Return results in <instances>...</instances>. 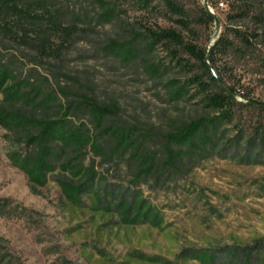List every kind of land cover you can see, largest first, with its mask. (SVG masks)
I'll return each instance as SVG.
<instances>
[{"label":"rangeland","instance_id":"rangeland-1","mask_svg":"<svg viewBox=\"0 0 264 264\" xmlns=\"http://www.w3.org/2000/svg\"><path fill=\"white\" fill-rule=\"evenodd\" d=\"M103 1L117 11L109 24L98 23L95 0H47L71 33H52L47 54L0 37V61L60 102L75 104L85 97L115 105L118 114L106 125L149 134L145 145L155 150L176 126L212 115L195 85L190 98L172 100L168 82L199 76L208 93L216 87L181 47L157 45L148 61L166 69L151 77L139 60L124 63L106 46L134 33L172 30L184 44L209 51L225 36L232 47L211 69L218 85L234 91L231 121L222 125L215 154L160 179L142 176L133 183L135 170L126 157L106 161L88 149L83 166L91 168L95 181L79 206L69 205L58 186L79 180L59 169L33 194L13 162L31 146L21 134L0 127V256L10 257L11 264H264V110L256 105L264 104V26L255 22L257 16L264 19V0H170L182 16L160 0L145 8L127 0ZM80 122L97 133L85 113ZM97 140L110 143L106 136ZM71 157L65 151L60 162ZM139 203L148 221L140 215L132 223ZM151 214L158 224L149 222Z\"/></svg>","mask_w":264,"mask_h":264},{"label":"trees","instance_id":"trees-1","mask_svg":"<svg viewBox=\"0 0 264 264\" xmlns=\"http://www.w3.org/2000/svg\"><path fill=\"white\" fill-rule=\"evenodd\" d=\"M95 1L100 11L97 15L98 23L109 24L116 19L117 11L114 7H110L103 0ZM127 1L145 8L151 0ZM160 1L169 11L183 15L170 0ZM240 2L246 4L250 3V0ZM204 15L212 21L211 15L205 11ZM62 18L63 15L51 13L47 0H0V37L19 45L35 46L40 53L47 54L52 33H71L70 29L62 28ZM255 22L264 26L263 18L257 16ZM237 39L244 45L248 44L244 35L239 34ZM159 44L181 47L187 55L199 61L217 91L208 93V83L201 81L199 76H193L187 83L168 82V96L172 100L190 98L191 86L195 85L196 93L201 94L200 101L210 109L212 115L201 116L176 126L172 132L161 136V143L155 150L145 145L150 141L149 134L138 133L134 127L106 125L110 118L118 114L115 105L103 106L85 97L75 104L68 100L60 102L52 92L45 90L42 84H34L28 78H20L13 69L0 61V127L8 132L21 134L31 146L30 152L17 155L13 162L27 178L33 194L37 193L38 188L45 186L48 175L59 169L79 180L75 183L58 182L62 198L71 206H79L81 197L95 181L91 168L83 166L88 149L106 161L126 157L132 162L135 170L133 183H137L142 176L160 179L164 173L171 175L185 171L187 162L204 160L218 151L217 148L223 139L219 138L222 135V125L232 118L230 106L233 104L234 91L230 87L224 90L218 85L211 67L214 66L218 55L225 56L228 53L232 42L221 36L207 51L184 44L175 31L147 30L144 33H134L126 42L111 41L106 49L124 63L139 60L143 70L154 77L160 76L166 69L164 66L150 63L147 58ZM256 105L264 110V105ZM83 113L97 131L96 134L92 135L90 129L80 122ZM104 136L110 141L108 145L97 140L98 137ZM65 151L72 157L60 162ZM131 208L129 205L125 215ZM142 208L143 203H139L132 223L140 215L142 221H148L147 209L141 214ZM149 222L158 224V216L151 214ZM147 261L153 262L152 259ZM0 262L11 264V259L3 254L0 256Z\"/></svg>","mask_w":264,"mask_h":264},{"label":"water","instance_id":"water-1","mask_svg":"<svg viewBox=\"0 0 264 264\" xmlns=\"http://www.w3.org/2000/svg\"><path fill=\"white\" fill-rule=\"evenodd\" d=\"M219 85L221 86V88H223L224 90H227V89H225L223 86H222V84L221 83H219ZM264 105V104H263Z\"/></svg>","mask_w":264,"mask_h":264}]
</instances>
